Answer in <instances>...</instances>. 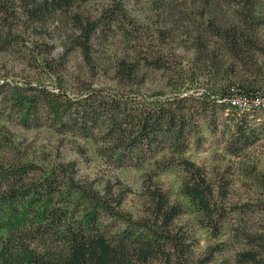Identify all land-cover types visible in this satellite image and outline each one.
<instances>
[{"label": "trees", "instance_id": "trees-1", "mask_svg": "<svg viewBox=\"0 0 264 264\" xmlns=\"http://www.w3.org/2000/svg\"><path fill=\"white\" fill-rule=\"evenodd\" d=\"M88 1L0 0V53L23 59L32 68L29 74L43 73L59 82L55 90H49L31 82L17 85L2 81L0 111L15 116L25 129L47 125L58 134L91 140L106 160L117 166L141 167L168 153L173 161L168 166L180 167L185 175L181 191L197 209L199 224L215 237L224 231L229 234L239 247L237 263L264 264V198L228 206L226 192L212 183L202 167L184 158L192 135L198 132L195 119L213 113L207 112L210 93L199 98L175 91L155 100H142L131 93L139 84L136 79L141 64L164 72L170 70L169 65L138 42V28L125 21L123 0H103L95 15L84 8ZM213 1L201 0L198 13L204 14ZM231 2L237 6L233 21L219 25L209 18L202 23V32L194 35V45L202 52L212 43L214 51L223 50L237 66L245 67L244 57L257 49L255 37L264 29V16L258 14L261 4L254 0ZM161 3L157 11L165 15L163 21L171 28L182 22L178 20L191 18L192 9L185 3L173 8ZM173 9L176 13L170 15ZM112 24L119 29L125 49L124 56L111 64L115 88L108 91L92 81L79 80L68 93L63 84L64 57L78 50L89 65L97 32L103 33L102 29ZM65 28L69 34L63 52L55 58L53 45L46 39L52 30ZM235 91L244 92L228 82L212 101L239 119L229 144L231 151L237 152L251 142L250 122L258 118L256 109H242L238 115L239 104H231ZM26 164L0 128V264L212 263L214 248L203 258H195V240L179 223L182 206L171 202L152 179L143 185L138 213L132 217L119 209L125 193L114 200L110 189L100 195L74 183L61 168L40 174Z\"/></svg>", "mask_w": 264, "mask_h": 264}, {"label": "rangeland", "instance_id": "rangeland-1", "mask_svg": "<svg viewBox=\"0 0 264 264\" xmlns=\"http://www.w3.org/2000/svg\"><path fill=\"white\" fill-rule=\"evenodd\" d=\"M254 1L261 4L262 10L259 9L258 14L264 16V0ZM159 2L168 3L165 7L170 8L185 3L192 9L189 13L191 18L180 19L178 21L182 22L171 28L167 21H163L165 15L157 11ZM200 3L201 0H123L127 16L125 21L133 22L138 28V42L150 47L153 53H158L170 68L164 72L141 64L136 79L140 80L137 82L139 84L134 85L130 92L142 100L164 99L175 91L204 98L209 92L207 112L213 113L211 117L195 119L198 132L192 135L184 158L202 167L212 183L226 192V205L251 204L264 198V29L256 34L257 49L244 57L245 67L240 66V63L237 66L223 50L214 51L212 43L206 44L208 49L204 47L202 52H197L194 35L202 29V23L209 18L219 25L223 24L221 21L232 22L233 11L237 7L231 0H214L203 14L198 13ZM103 4V0H90L84 8L95 15ZM196 5L194 9L192 6ZM172 11L170 15L176 13L174 9ZM116 28L112 24L110 28L102 29L103 33L97 32L92 42L88 67L78 50L64 57L63 84L68 88V93H72L73 84L79 80L92 81L98 88L103 87L108 91L115 88L111 64L125 54L119 29ZM156 30L164 33H157ZM66 34H69L68 28L56 29L51 31L50 39L47 37V42L53 45V57L57 58L63 52L62 44ZM213 56L215 59L211 60ZM31 69L23 59L0 53V82L17 85L31 82L32 85L38 84L49 90L58 87L59 82L54 77L43 73L29 74L28 70ZM228 82L244 90L242 93L235 91L237 95L233 96L240 106L237 108L238 115H242V109H256L255 115L258 118L250 122V128L253 129L251 142L237 152L231 151L229 144L234 139L239 119L232 118L227 110L216 106L218 101H212L213 96L219 98L216 92ZM223 101L227 102L226 99ZM0 128L12 139L18 156L27 162V166L36 167L40 174L61 168L74 183L90 187L100 195L110 189L114 200L125 193L119 209L132 217L138 213L143 185L152 179V183L168 194L171 202L182 206L179 223L188 229L195 240V258H203L209 248H214L211 264H239L235 258L239 247L230 241L229 234L224 231L215 237L210 230L199 224L201 219L197 209L181 191L185 175L180 167L168 166L169 161L173 162L168 159V153L158 155L154 161L141 167L117 166L106 160L99 146L91 140L70 133L58 134L47 125L25 129L16 122L15 116L2 110Z\"/></svg>", "mask_w": 264, "mask_h": 264}, {"label": "built area", "instance_id": "built-area-1", "mask_svg": "<svg viewBox=\"0 0 264 264\" xmlns=\"http://www.w3.org/2000/svg\"><path fill=\"white\" fill-rule=\"evenodd\" d=\"M231 104L232 105H236L237 104V101L236 100H232Z\"/></svg>", "mask_w": 264, "mask_h": 264}]
</instances>
